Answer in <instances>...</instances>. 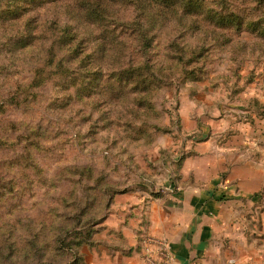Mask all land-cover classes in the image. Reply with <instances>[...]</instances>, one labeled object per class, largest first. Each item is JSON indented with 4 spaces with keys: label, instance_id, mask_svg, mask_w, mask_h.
<instances>
[{
    "label": "rangeland",
    "instance_id": "1",
    "mask_svg": "<svg viewBox=\"0 0 264 264\" xmlns=\"http://www.w3.org/2000/svg\"><path fill=\"white\" fill-rule=\"evenodd\" d=\"M169 2L0 0V264L142 258L151 200L264 178V0Z\"/></svg>",
    "mask_w": 264,
    "mask_h": 264
},
{
    "label": "crops",
    "instance_id": "2",
    "mask_svg": "<svg viewBox=\"0 0 264 264\" xmlns=\"http://www.w3.org/2000/svg\"><path fill=\"white\" fill-rule=\"evenodd\" d=\"M237 171L227 173V185L163 193L151 200L142 221L134 225L167 238L178 264H264V240L248 233L253 231L251 207L264 178L255 168ZM103 263L146 264L137 253L112 254Z\"/></svg>",
    "mask_w": 264,
    "mask_h": 264
},
{
    "label": "trees",
    "instance_id": "3",
    "mask_svg": "<svg viewBox=\"0 0 264 264\" xmlns=\"http://www.w3.org/2000/svg\"><path fill=\"white\" fill-rule=\"evenodd\" d=\"M30 2H35V0H27ZM119 1H126V0H74V3H69V6L74 11L75 9L78 11L77 15L79 14L85 20H99L104 22L108 20V15L110 14V7L113 3H118ZM155 5L162 6V7H169L170 0H152ZM74 39L71 35V28L65 26L63 28L62 34L58 37V40L66 47L68 41ZM73 50V49H71Z\"/></svg>",
    "mask_w": 264,
    "mask_h": 264
},
{
    "label": "built area",
    "instance_id": "4",
    "mask_svg": "<svg viewBox=\"0 0 264 264\" xmlns=\"http://www.w3.org/2000/svg\"><path fill=\"white\" fill-rule=\"evenodd\" d=\"M143 256L146 264H178L171 251V244L165 237L150 236Z\"/></svg>",
    "mask_w": 264,
    "mask_h": 264
}]
</instances>
